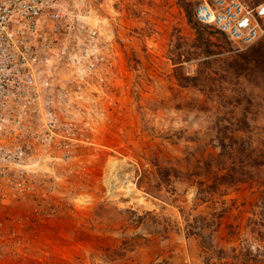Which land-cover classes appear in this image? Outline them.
<instances>
[{
    "label": "rangeland",
    "instance_id": "obj_1",
    "mask_svg": "<svg viewBox=\"0 0 264 264\" xmlns=\"http://www.w3.org/2000/svg\"><path fill=\"white\" fill-rule=\"evenodd\" d=\"M199 1L73 0L110 65L66 88L70 151L0 185V264H264V36Z\"/></svg>",
    "mask_w": 264,
    "mask_h": 264
},
{
    "label": "built area",
    "instance_id": "obj_2",
    "mask_svg": "<svg viewBox=\"0 0 264 264\" xmlns=\"http://www.w3.org/2000/svg\"><path fill=\"white\" fill-rule=\"evenodd\" d=\"M195 17L239 44L264 36V0H200ZM86 22L73 0H0V185H8L6 192L24 189L39 156L68 152L78 141L76 126L61 117L66 88L103 78L110 65L99 32L82 36Z\"/></svg>",
    "mask_w": 264,
    "mask_h": 264
},
{
    "label": "bare ground",
    "instance_id": "obj_3",
    "mask_svg": "<svg viewBox=\"0 0 264 264\" xmlns=\"http://www.w3.org/2000/svg\"><path fill=\"white\" fill-rule=\"evenodd\" d=\"M92 14L94 15L93 19H91L90 16H84L83 18H85L87 21H89L94 26H97V27L101 26V21H99V18L97 16H95V13H92Z\"/></svg>",
    "mask_w": 264,
    "mask_h": 264
},
{
    "label": "trees",
    "instance_id": "obj_4",
    "mask_svg": "<svg viewBox=\"0 0 264 264\" xmlns=\"http://www.w3.org/2000/svg\"><path fill=\"white\" fill-rule=\"evenodd\" d=\"M260 1H262V0H258V1H256V2H260ZM195 15V14H194ZM199 21V20H198ZM225 34V33H224ZM226 35V34H225Z\"/></svg>",
    "mask_w": 264,
    "mask_h": 264
}]
</instances>
